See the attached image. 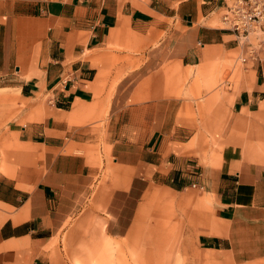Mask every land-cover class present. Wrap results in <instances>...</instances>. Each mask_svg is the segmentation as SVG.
Wrapping results in <instances>:
<instances>
[{"label": "crops", "instance_id": "0c3cea01", "mask_svg": "<svg viewBox=\"0 0 264 264\" xmlns=\"http://www.w3.org/2000/svg\"><path fill=\"white\" fill-rule=\"evenodd\" d=\"M224 12L0 0V91L20 108L0 160V264L150 240L157 217L198 264L264 261V54L243 61Z\"/></svg>", "mask_w": 264, "mask_h": 264}, {"label": "rangeland", "instance_id": "374dc122", "mask_svg": "<svg viewBox=\"0 0 264 264\" xmlns=\"http://www.w3.org/2000/svg\"><path fill=\"white\" fill-rule=\"evenodd\" d=\"M14 90L0 91V160L3 152L9 147L10 127L20 113L19 103L11 94ZM174 202L173 199H170ZM164 213L168 211L164 209ZM159 217L152 219L150 240H134L115 242L106 238L96 242L81 243L71 248L70 257H66L69 264H198L196 257L180 256V250L175 240V226L161 228L156 223ZM90 231L87 230V233ZM143 231L136 236L142 239ZM70 249V247H69ZM78 254H87L85 258ZM200 260V259H199ZM202 264H205L204 262ZM208 264H223L217 260ZM228 264V263H224ZM258 264H264L261 261Z\"/></svg>", "mask_w": 264, "mask_h": 264}, {"label": "built area", "instance_id": "2783aa9c", "mask_svg": "<svg viewBox=\"0 0 264 264\" xmlns=\"http://www.w3.org/2000/svg\"><path fill=\"white\" fill-rule=\"evenodd\" d=\"M224 2V27L235 35L238 43L249 49L247 59L243 61H259L260 54H264V0Z\"/></svg>", "mask_w": 264, "mask_h": 264}]
</instances>
